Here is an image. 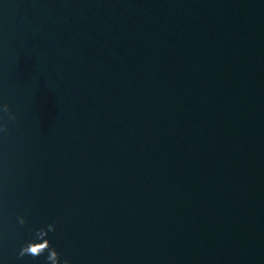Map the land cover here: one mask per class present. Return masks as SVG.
Segmentation results:
<instances>
[{"label":"water","instance_id":"obj_1","mask_svg":"<svg viewBox=\"0 0 264 264\" xmlns=\"http://www.w3.org/2000/svg\"><path fill=\"white\" fill-rule=\"evenodd\" d=\"M0 264H264V0H0Z\"/></svg>","mask_w":264,"mask_h":264}]
</instances>
